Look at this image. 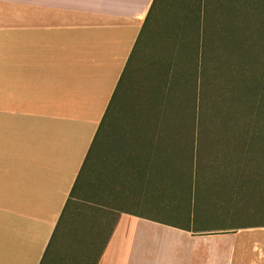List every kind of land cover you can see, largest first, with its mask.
<instances>
[{
	"label": "crops",
	"instance_id": "0c3cea01",
	"mask_svg": "<svg viewBox=\"0 0 264 264\" xmlns=\"http://www.w3.org/2000/svg\"><path fill=\"white\" fill-rule=\"evenodd\" d=\"M155 1L0 0V264H264V193L221 186L233 226H197L195 196L159 217L166 114L127 106L171 82L192 14ZM105 114L106 185L66 207Z\"/></svg>",
	"mask_w": 264,
	"mask_h": 264
},
{
	"label": "trees",
	"instance_id": "16d2710c",
	"mask_svg": "<svg viewBox=\"0 0 264 264\" xmlns=\"http://www.w3.org/2000/svg\"><path fill=\"white\" fill-rule=\"evenodd\" d=\"M179 1L185 8L186 0ZM188 1L192 15L179 21L178 28L181 59L189 64L185 61L179 71L173 70L171 82L170 71H164L161 85L127 108L160 109L166 114L163 175L171 179L164 178L163 191L171 184L185 186L189 198L195 196L206 212L209 207L217 209L222 185L230 191L238 186L264 193V0ZM187 33L188 48L184 47ZM116 95L117 90L114 100ZM112 103L113 99L110 107ZM105 120L106 114L66 207L90 205L94 180L97 184L104 178L106 185L101 174L108 152ZM170 126L177 128L171 133L172 150ZM236 164L243 178H235ZM222 169H231L225 183Z\"/></svg>",
	"mask_w": 264,
	"mask_h": 264
},
{
	"label": "rangeland",
	"instance_id": "374dc122",
	"mask_svg": "<svg viewBox=\"0 0 264 264\" xmlns=\"http://www.w3.org/2000/svg\"><path fill=\"white\" fill-rule=\"evenodd\" d=\"M3 12L7 13L8 11H3ZM180 51H183V47L180 48ZM180 54H182V56L180 55L179 61L181 62L179 63V65L182 66L184 64L183 61L186 60L182 61L181 58L184 57V54L183 52H181ZM171 85H173V83ZM187 192L188 190L185 186L178 187L175 184H171L170 186H167L166 189H164L163 191V197L161 199V203L158 204L160 205V209L162 210L160 212L159 217L164 219H170V217L166 215L168 213H165V210H163L167 208L172 209L173 212L185 211L187 213H190L189 209H190L191 198H189ZM131 206L133 207V208L131 207L133 210L136 209L135 205L132 204ZM193 207H194L193 216L195 217L196 225L201 226L202 228L205 229L221 228L222 226H233L235 223L241 221V219H238L237 217L226 219L225 217L227 216L225 215L220 216V214L217 211H215L216 209L214 207L211 208L209 207L208 210H206V212H203L199 207L198 199L197 201H195V205ZM142 213L147 214L145 211H142Z\"/></svg>",
	"mask_w": 264,
	"mask_h": 264
}]
</instances>
